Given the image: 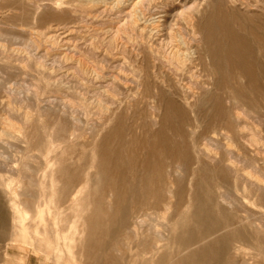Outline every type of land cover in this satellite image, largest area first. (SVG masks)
I'll return each mask as SVG.
<instances>
[{
  "label": "rangeland",
  "instance_id": "obj_1",
  "mask_svg": "<svg viewBox=\"0 0 264 264\" xmlns=\"http://www.w3.org/2000/svg\"><path fill=\"white\" fill-rule=\"evenodd\" d=\"M0 96V264H264V0H0Z\"/></svg>",
  "mask_w": 264,
  "mask_h": 264
},
{
  "label": "bare ground",
  "instance_id": "obj_2",
  "mask_svg": "<svg viewBox=\"0 0 264 264\" xmlns=\"http://www.w3.org/2000/svg\"><path fill=\"white\" fill-rule=\"evenodd\" d=\"M192 25H193V24H192ZM70 30H71V29H70ZM52 34H53V33H52ZM38 36H39V35H38ZM41 36H43V35H41ZM182 39H183V38H182ZM173 45H174V44H173ZM174 46H175V45H174ZM174 46H173V47H174ZM176 46H177V45H176ZM169 47H170V46H169ZM171 47H172V46H171ZM179 47H180V46H179ZM186 47H187V46H186ZM177 51L180 52L179 50H177ZM175 52H176V51H175ZM186 52H187V51H186ZM172 55H173V54H172ZM182 57H183V56H182ZM168 58H169V57H168ZM170 58H171V57H170ZM174 58H175V57H174ZM180 58H181V55H180ZM180 58H179V59H180ZM171 59H172V58H171ZM171 59L168 60V61L170 62ZM172 61H174V60L172 59ZM179 64H180V63H179ZM39 67H40V66H39ZM83 67H84V66H83ZM93 74H94V73H93ZM7 86H8V85H7ZM17 87H19V86H17ZM16 89H17V88H16ZM17 91H18V90H17ZM97 91H98V90H97ZM10 92H11V91H10ZM6 94H7V93H6ZM15 94H16V92H15ZM4 96H5V95H4ZM4 96H3V97H4ZM0 97H1V96H0ZM3 97H2V98H3ZM8 100H9V99H8ZM3 102H4V101H3ZM3 102H2V103H3ZM2 103H1V106L3 107V109L6 108V107H9V104H10V103L8 104L7 100H6V102H4L3 104H2ZM13 104H14V103H13ZM18 104H19V103H18ZM18 104L16 105V108H17V106H18V108L20 107ZM10 105H11V104H10ZM11 107H12V106H11ZM21 107H22V106H21ZM9 108H10V107H9ZM14 108H15V106H14ZM14 108H12V109H14ZM18 108H17V109H18ZM6 109H7V108H6ZM26 109H27V108H26ZM10 110H11V109H10ZM10 110H9V111H10ZM20 110H21V108H20ZM11 111H12V110H11ZM24 111H25V109H24ZM1 112H2V111H1ZM17 112H19V111H17ZM22 112H23V111H22ZM27 112H28V110H27ZM27 112L24 113V114L22 113V114L24 115V118L28 117V113H27ZM5 113H6V112H5ZM5 113H3L2 115H4ZM0 116H1V115H0ZM22 117H23V116H22ZM9 120H10V118H9ZM9 120H8V116H5V115H4V116H1V117H0V122L3 123V125H4V124H6V125H11V123H10ZM14 122H15V121H14ZM18 123H19V122H18ZM6 125H5V126H6ZM14 126H16V124H15ZM9 127H10V126H9ZM16 127H17V126H16ZM0 128H1V125H0ZM2 128H3V127H2ZM14 128H15V127H14ZM11 130H13V129H11ZM1 131H2V129H1ZM7 131H8V130H7V128H6V129H5V132H7ZM14 131H15V129H14ZM16 131H17V130H16ZM9 133H10V132H9ZM17 150H18V149H17ZM29 150H30V149H29ZM32 155H33V154H32ZM24 167H26V164H25V163H24ZM8 205H9V204H8ZM1 208H2V202L0 201V210H1ZM20 221H21V220H20ZM42 243H43V242H42Z\"/></svg>",
  "mask_w": 264,
  "mask_h": 264
},
{
  "label": "crops",
  "instance_id": "obj_3",
  "mask_svg": "<svg viewBox=\"0 0 264 264\" xmlns=\"http://www.w3.org/2000/svg\"><path fill=\"white\" fill-rule=\"evenodd\" d=\"M8 193V192H7ZM9 204V200L7 201ZM6 203V204H7ZM6 206L4 203H2V208L0 210V237H3L6 233L7 227L10 225V217L6 214Z\"/></svg>",
  "mask_w": 264,
  "mask_h": 264
}]
</instances>
